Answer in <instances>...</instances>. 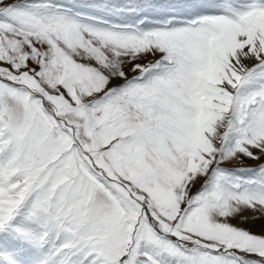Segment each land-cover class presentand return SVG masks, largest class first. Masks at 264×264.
Instances as JSON below:
<instances>
[{
    "label": "snow or ice",
    "instance_id": "1",
    "mask_svg": "<svg viewBox=\"0 0 264 264\" xmlns=\"http://www.w3.org/2000/svg\"><path fill=\"white\" fill-rule=\"evenodd\" d=\"M0 234V264H264V0H0Z\"/></svg>",
    "mask_w": 264,
    "mask_h": 264
},
{
    "label": "rangeland",
    "instance_id": "2",
    "mask_svg": "<svg viewBox=\"0 0 264 264\" xmlns=\"http://www.w3.org/2000/svg\"><path fill=\"white\" fill-rule=\"evenodd\" d=\"M198 186V185H197ZM246 215H251L250 212H246L245 213ZM245 226H250V225H245ZM254 231H258L259 230V226L257 225L256 227L253 228ZM0 235H3V234H0Z\"/></svg>",
    "mask_w": 264,
    "mask_h": 264
}]
</instances>
